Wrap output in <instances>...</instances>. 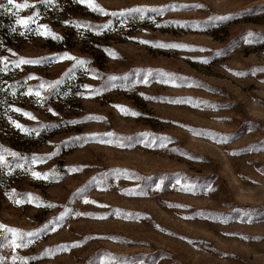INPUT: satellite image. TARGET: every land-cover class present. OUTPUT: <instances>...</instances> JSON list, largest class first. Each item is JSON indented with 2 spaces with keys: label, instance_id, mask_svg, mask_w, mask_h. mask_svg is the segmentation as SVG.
I'll return each mask as SVG.
<instances>
[{
  "label": "rangeland",
  "instance_id": "obj_1",
  "mask_svg": "<svg viewBox=\"0 0 264 264\" xmlns=\"http://www.w3.org/2000/svg\"><path fill=\"white\" fill-rule=\"evenodd\" d=\"M28 2L31 6L19 15L38 12L36 24L48 25L62 39L18 25L23 34L10 49L26 58L67 51L88 60L86 68L99 77L77 67L74 79L65 76L55 89L41 90L49 98L43 105L31 95L16 100L14 107L36 120L11 110L0 121L1 142L22 151V157L56 151L43 162L24 163L33 171L52 172L48 180L33 178L28 171L13 173L12 168L0 173V224L28 232L65 207L73 213L55 231L27 238L33 242L15 254L29 257L27 264H101L109 257L110 264H264V71L259 70L264 69V0H94L109 12L203 5L145 12L143 19L137 14L101 15L75 0H54L50 6ZM72 19L92 25L111 20V27L95 34L62 23ZM141 40L190 47L162 48ZM72 63L19 68L39 78L28 79L36 86L41 79L60 78ZM146 72L147 83L132 84ZM125 74L126 79L114 81L115 88L106 83L108 75ZM162 74L175 79L164 83L167 76ZM83 84L98 94L77 96L91 91L79 87ZM114 105L138 115L124 114ZM49 107L58 115L49 113ZM88 115L102 119H84ZM9 116L28 128L37 122L78 123H62L53 134L37 139L12 126ZM70 137L84 139L72 148ZM73 166L78 170L69 171ZM77 189H82L79 195ZM12 190L55 207L17 205L5 194ZM85 198L95 203H85ZM11 239V233L7 241L0 236L5 264H13ZM58 245H67V250ZM45 248L52 251L42 256Z\"/></svg>",
  "mask_w": 264,
  "mask_h": 264
},
{
  "label": "snow or ice",
  "instance_id": "obj_2",
  "mask_svg": "<svg viewBox=\"0 0 264 264\" xmlns=\"http://www.w3.org/2000/svg\"><path fill=\"white\" fill-rule=\"evenodd\" d=\"M36 2L40 3V4H44L45 6H50L54 3V0H36ZM75 2H78L82 5H86L88 7L89 10L99 13L101 15H111V16H125V15H132V14H137L139 16V18L143 19L144 18V14L145 12H162L163 8H186V7H203V5L200 4H194V5H189V4H180V5H176V4H168V5H164L160 8L157 7H152V8H148L147 6H137V7H131V8H124V9H120L119 12L117 11H108L105 8H103L102 6H100L98 3H95L94 0H75ZM31 5L29 4L28 0H23V2L18 3L17 0H6V2H0V9H3L5 12L8 13H13V10L15 9V15H16V21L15 23L17 25H21L23 28H27L29 31H34L36 34L45 37V38H52L53 40H60L62 39L58 34H56L55 32L51 31L48 27V25L45 24H36V20L39 19V14L36 11H33L31 13V15L29 16H20L19 15V10L20 9H25V8H29ZM150 18V17H149ZM226 16H210L209 19H215V20H222V19H226ZM123 23V21H121ZM62 23L64 25H72L74 27H76L77 29H88L93 31L95 34H100L101 32H103L106 29H110L111 27V20H109L107 23H104L102 25H90L84 21H78V20H64L62 21ZM176 24H180V21H176ZM29 24H35V28H29ZM14 30V29H13ZM23 34V33H21ZM83 34V33H81ZM254 33L249 32L248 36L251 37L253 36ZM245 42H252V41H245ZM140 43L143 44H153V46H157V47H162V48H178V49H185L188 48L190 46L182 44V43H164V42H153V41H146V40H141ZM0 47H2V45H0ZM8 51L10 53H12V56L16 57L15 59L12 60H8L7 57H0V72H5L8 70V66L9 64L12 67L15 68H19L21 65H41V64H45V63H51V62H56V61H63V60H69L72 61L73 63L71 64L70 68L61 75L60 78L55 79V80H51V81H46L41 79L39 84L36 86H27V91L23 94L25 95H31L34 96L36 98V103L43 105V102L48 98L47 95H42V91L41 90H51V89H55L56 86L62 84L64 82V77L68 76L69 79H74L75 76V70L77 69V67L81 68L82 70H84L88 75H90L92 78H98L99 77V73L95 70V69H91V68H86V65L89 64V61L84 59V58H79L76 56L71 55L70 53H68L67 51H64L62 53L59 54H51L50 56H43V57H38V58H26V57H22V56H17V54L15 52H13L11 49H8ZM104 51L112 56L113 58L117 57V53L109 48H105ZM201 60V62L203 63H207V59L206 58H198ZM5 61H8L7 63H5ZM260 71H264V69H259ZM139 71V70H138ZM229 71H232L231 69H229ZM256 69L253 70V72H255ZM236 75H244V73H234ZM164 76H167V79L162 80V82L164 83H168L170 81H174L175 77L173 76V74H162ZM28 79H39L38 77H35L34 74L29 73L26 77L25 80ZM118 79H126V74L123 77H119L117 75H108L106 78V83L110 84V87L115 88L117 85L116 83H114V81L118 80ZM182 80H187L188 78H180ZM148 81V73L146 72L144 74V79L142 81H133L132 84H136V83H147ZM0 84H4V87H10L12 94H15V90L16 88L19 86L17 83H13L12 85H7L6 83H4L3 81H0ZM123 86V85H121ZM79 87L83 88V89H91V91L88 92H77L76 95L77 96H85V97H90L93 95L98 94V90L94 89L92 85L89 84H83L80 85ZM129 87H131V85H129ZM0 91H3L2 88H0ZM49 94H52L49 91ZM68 92H64V95H68ZM143 95V94H141ZM146 99H156L154 97H147L145 96ZM191 99V98H189ZM172 102H177V101H172ZM184 102V101H181ZM3 101H0V104H2ZM207 103V102H204ZM195 106V105H194ZM210 107H212V105H209ZM114 107H116L117 109H119L121 112H123L124 114H131V115H138V113L132 112L131 110L127 109L125 106L122 105H114ZM7 110H12L15 111L17 113H21L22 115H24L25 117L32 119V120H36V117L33 116L30 112L24 111L23 109L19 108V107H14L13 105H6V109ZM47 111L49 113H52L53 115H58L54 109H52L51 107L47 108ZM84 119L86 120H99L102 119V117H98V116H93V115H88L86 117H84ZM9 123L14 126L16 129H18L20 132L22 133H26V134H32L33 132L38 133L40 129H44V128H48V127H57L56 124H51V125H46L43 123H40L38 125L37 128H28L22 124H20L18 121L12 119L10 116L8 117ZM61 123H66V124H76L78 123V121L76 120H67V121H61ZM90 136H95L96 134H89ZM107 135H112L111 133L107 134ZM214 135V134H211ZM81 139H84L83 137H70L69 140H74V141H79ZM163 139H167V138H163ZM50 143V142H49ZM163 146V145H161ZM56 148H59V145L56 146ZM5 154L11 155L14 158H19L21 159V161H23L22 163L16 164L15 167H24V163H27L28 160L30 159L31 164H36V163H40L45 161L47 158H50L51 156H54L56 154V151L54 150L53 152L50 153H46L44 155H37V154H32V156L30 158L28 157H22L20 153H17L15 151H11L9 149L3 148L2 146H0V169L4 168V167H8V165L5 162ZM73 170H78L75 166H73L72 168L69 169V171H73ZM9 171H11V168H9ZM25 171L30 172V175L33 178L36 179H45L48 180L50 178H52L53 173L52 172H39V171H33L31 170V167L29 166V168H26ZM177 183H179V181H177ZM157 188H159V185H157ZM185 191H191V188L185 186L184 187ZM82 189H77L76 190V194L79 195L81 193ZM7 196H9L10 199L13 200V203L19 205L22 203H30V204H35L36 206H46V207H55V205L51 204V203H47L45 204V202H43L41 200L40 197L35 196L31 193H26V194H18L15 192V190H12L11 192H7L5 193ZM17 197H22V198H17ZM85 203H95V201H88L86 198L84 200ZM172 206V205H170ZM176 206H180V205H176ZM73 213L70 212V210L65 207L60 213L59 215L55 216L52 219H49L44 225L28 231V232H23L20 229L14 228V227H8L7 225L4 224H0V230H3V232H0V236L4 237V240L7 241V234L11 233L12 234V239L9 242V246L12 248L13 251V255L10 257L11 261L13 262V264H15L16 261H19L20 264H27V261L30 259L29 257H25V256H18L15 254L16 249L17 248H23L26 247L28 244H31L33 242L32 239H27V238H33L38 236L41 232H47V231H55L57 227L60 226L61 222L63 221L64 217L66 215H72ZM74 215L80 216V215H91L90 213H79L76 212L74 213ZM17 241H19V243H17ZM78 242H73L72 246H77ZM5 247V243L0 242V248ZM67 245H58V248L60 250H67ZM52 251V249L49 248H45L42 252L41 255H47ZM35 257H32L31 259H34ZM7 258L5 257H0V264H5V260ZM110 260L111 258L109 257L107 260L102 259L101 260V264H110Z\"/></svg>",
  "mask_w": 264,
  "mask_h": 264
},
{
  "label": "trees",
  "instance_id": "obj_3",
  "mask_svg": "<svg viewBox=\"0 0 264 264\" xmlns=\"http://www.w3.org/2000/svg\"><path fill=\"white\" fill-rule=\"evenodd\" d=\"M0 2H6V0H0ZM15 9L13 10V13H8L5 12L3 9H0V57H7L8 60H12L11 54L8 51V49L13 48L18 41V39H21V33H20V27L15 23L16 21V15ZM84 21L85 20H80ZM90 25H92L90 22H86ZM14 29V30H13ZM91 31V30H89ZM93 32V31H91ZM8 61H5L7 63ZM26 74L20 69V68H15L12 67L10 64L8 66V70L5 72H0V81H3L7 85H12L13 83H17L19 86L15 90V94H12L11 88L10 87H4V84H0V88L3 89V91H0V101H3L2 104H0V121H2L5 116L7 117L8 114L11 112V110L6 109V105H15L16 100L23 95L27 91V86H31L28 80H25ZM49 99V98H47ZM40 123L46 124V125H51V124H56L57 127H48L44 129H40L38 133L33 132L30 135H35L37 136V139H44L46 135H51L53 134L56 130L60 129L61 126L63 125L62 123L59 122H37L34 125L29 126V128H37ZM80 141V140H79ZM1 142V140H0ZM74 146L77 147L78 145L77 141L73 142ZM0 146L3 148L9 149L11 151H15L17 153H22L20 150H13L12 148H15L13 146L9 147L3 144L2 142L0 143ZM22 156V155H21ZM5 157H8L7 160H5L6 164L8 167H4L0 169V173H9L8 168L13 169V173H20L25 171L28 165L24 166V168L21 167H15L16 164L21 163V160L19 158H14L11 155L5 154Z\"/></svg>",
  "mask_w": 264,
  "mask_h": 264
}]
</instances>
